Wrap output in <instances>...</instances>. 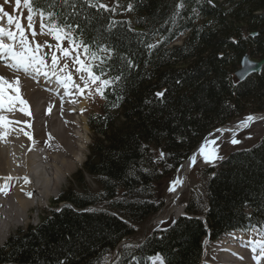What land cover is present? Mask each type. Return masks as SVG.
<instances>
[{"label":"trees","instance_id":"16d2710c","mask_svg":"<svg viewBox=\"0 0 264 264\" xmlns=\"http://www.w3.org/2000/svg\"><path fill=\"white\" fill-rule=\"evenodd\" d=\"M108 2L34 0L33 9L51 13L53 25L76 42L81 37L97 56L83 59L112 81L102 86L100 110L90 118L96 137L85 168L99 190L81 196L69 189L60 200L67 206L0 247V264L104 263L133 234L129 222H143L159 210L140 192L152 194L171 179L213 128L244 110L264 111V69L237 85L232 77L244 53L264 54V0H112L107 9L93 7ZM185 33L184 43H175ZM202 173L207 223L181 217L136 248H122L119 261L129 253L131 259L161 252L167 264H198L207 233L216 239L264 224V138ZM79 180L83 189V174ZM105 200L112 212L86 210ZM187 212L199 216L194 201Z\"/></svg>","mask_w":264,"mask_h":264},{"label":"bare ground","instance_id":"6f19581e","mask_svg":"<svg viewBox=\"0 0 264 264\" xmlns=\"http://www.w3.org/2000/svg\"><path fill=\"white\" fill-rule=\"evenodd\" d=\"M0 27L5 29L2 22ZM2 39L5 43H12L7 37ZM15 47L17 51H23L17 42ZM0 77L7 81H0L3 95L16 96L18 88L21 99L27 101V106L15 102L11 110L7 103L0 106V117L11 121L7 125L0 122L1 240L14 226L25 223L31 210L39 206L41 201L47 200L54 192H59L58 178H63L76 164L81 163L88 136L79 128L84 120L83 110L87 101H79V98H83L82 94H73L71 91L66 93L60 78L55 74L46 70V75L38 80L21 71L15 61L9 62L7 54H0ZM259 121L264 122V116L222 127L216 132L238 135ZM85 129L88 130L87 127ZM216 132L210 133L177 170L168 206L178 204L189 185L190 173L202 164L206 152L215 148L210 145V138ZM45 160L52 168L50 178L43 177L45 169L42 163ZM9 177L12 179H7ZM252 243L253 239L243 242L237 235L231 236L220 248L207 249L201 264H257V253ZM223 246L234 253L223 249Z\"/></svg>","mask_w":264,"mask_h":264},{"label":"rangeland","instance_id":"374dc122","mask_svg":"<svg viewBox=\"0 0 264 264\" xmlns=\"http://www.w3.org/2000/svg\"><path fill=\"white\" fill-rule=\"evenodd\" d=\"M218 1H222V0H218ZM3 4L5 3V0H2ZM14 4L11 3V5L9 6H5L7 9L8 8H13ZM27 12H23V19L25 21V29L27 32V37L29 38H34L35 41H39L40 43H42L43 48L45 50L48 49V45L51 43H57V40L55 39V37L53 35H49L48 32L50 29H44L41 27L40 23H41V17L36 15L35 18L33 19V24L35 27V31H36V35L33 36L31 30L28 29V21H27ZM34 21H36L34 23ZM4 24V23H3ZM5 25V24H4ZM182 41V37L178 39L177 44H180ZM19 43V42H17ZM60 42H58L59 44ZM47 54H50V60L52 62V55H51V50H47L46 51ZM56 54V53H53ZM57 56L60 57V54H57ZM63 57V56H61ZM258 58V57H255ZM66 60L61 59L60 58V66L63 67L64 63H68L65 62ZM51 67H53L54 69L57 68L55 66H53V64L51 65ZM75 68V67H74ZM71 75L73 77H75L74 79V83L76 85L79 84L80 86V90H84L85 96H86V100L88 101L87 104V110L89 111V113L87 114V118L88 115L92 112L93 109V102H91V107H89L90 102H89V97H91V95H94L95 91H91L88 93L89 89L84 87V80H82L80 77L83 76L84 79L87 77L86 73H82L80 76H78V72L74 71L73 73H71ZM79 82V83H77ZM78 94V93H77ZM95 97V95H94ZM80 100H85L84 98H79ZM84 118V117H83ZM86 118V119H87ZM86 121V120H85ZM84 120L82 121V123L80 124V129L87 133L88 136V142H87V148L84 149L83 153H82V161L80 164H76L74 166V168L68 172V174H66L63 178H58L60 180L59 184L60 186L57 188L59 189L58 193L56 194V192H54V194L52 196H50L47 200H43L40 202L39 206L34 207L31 210V213L29 214V217L27 218V221L25 223H21L20 225H16L14 226L9 233H7L5 235L4 239L0 240V246L4 245L7 240L11 237L16 235L17 232L19 231H23L31 226H36L38 225L41 220L43 219V217H45V215H47L49 213V211L51 209L57 206H66L67 203L65 202H56L53 203L54 200L60 198L61 196H63V194L65 195L66 192L69 189H73L75 191L76 194L81 195V196H88L90 194H94L97 190H99V187L97 186V184L95 183V179L93 174H89L88 171L85 168V163L87 162V160L89 159V156L91 157V147L93 146V144L95 143V137L96 134L94 133V131L90 130L89 131V127L84 124ZM88 128V130H86L85 128ZM264 136V122H257L254 123L249 129L242 131L239 135L237 136H233L231 134H224L222 135L220 132L215 133V135H213V137L210 138V145H214L215 148H213V150L211 149L210 151L206 152L205 155H207V160L203 159L202 164L199 165L198 167H196L195 169L192 170V172L190 173L189 177H188V184L186 190L184 191V193L182 194V196L180 197V200L178 202L177 205H174L173 203L168 206V199L170 197V192H172V187L174 184V179H175V175L171 178V184L167 185V182L165 180L159 182L154 190V192L151 194V192L147 193L146 195L144 193H141L139 195H141L140 197L143 199V201H147V198L151 199V200H155L158 202H162V208L159 211V213H157L155 216H153L149 221L145 222V223H135V222H129V226L131 227V229L134 231V240L140 241L143 240L145 238V236L150 233L152 230L156 229V228H164L166 226H168L169 224H171L173 221H175L177 218H179L180 216H184L186 215V211H185V207L187 202L189 201H194V203L197 205L198 208V215L201 219H203L205 221V217H204V212L207 209V205H208V201L206 199L207 196V178L206 176L204 177L202 172V169L204 168H208V167H212V166H219L220 163L231 153L237 150H242V149H247L250 148L254 145H256L260 139ZM238 141L237 143H233V141ZM89 144V146H88ZM89 148V149H88ZM215 150V151H214ZM211 151L212 154H211ZM210 152V153H209ZM209 154V155H208ZM204 155V156H205ZM45 156V155H43ZM212 158H214L212 160ZM206 160V161H205ZM206 162V163H205ZM42 167L43 169H45L44 171V176L46 178H50V173L52 172V168L51 165L48 161L45 160V162L42 163ZM83 174V178H84V187L83 189H81L80 186V175ZM56 189V191H57ZM151 194V195H150ZM135 198V200H141V198ZM123 198V196H122ZM134 200V201H135ZM178 206V207H177ZM96 208L98 209H105L108 208V205L103 204V205H98L96 206ZM171 209V210H170ZM119 217H121L122 219H124V216H121L118 214ZM11 233V234H10ZM262 237H264V234H262ZM126 242H123V245H125ZM134 242V241H132ZM211 242V241H210ZM215 242H211L209 244L208 241L205 240L204 242V249H210L212 248L210 245L214 244ZM203 251L204 253L206 252ZM203 253V254H204ZM130 255V253L128 254ZM108 259V258H107ZM102 260V259H100ZM107 262V260L104 261V263H100V264H105ZM152 264V263H151Z\"/></svg>","mask_w":264,"mask_h":264},{"label":"snow or ice","instance_id":"6c2138e0","mask_svg":"<svg viewBox=\"0 0 264 264\" xmlns=\"http://www.w3.org/2000/svg\"><path fill=\"white\" fill-rule=\"evenodd\" d=\"M10 0H5V3H9ZM25 6L28 7L29 10V15L27 16V21H28V29L31 30L32 35L35 36L37 33L35 31V27L33 24V15L31 14L33 12V4L34 0H15V5H16V10H19V6L21 3ZM100 7V8H105L107 9V5L104 4H98V5H93V7ZM37 12H39V15L43 17L44 13L42 10L37 9ZM0 19L3 17H7V22L9 25L15 24V29L16 31L12 30H6L3 27H0V54H7L11 57L13 61L16 62L18 66L23 67L25 70L29 66L40 64L44 65L47 67V64L43 57L39 55V51L43 45L37 43L35 45V48H33L26 36V29L24 25L20 22V20H15L13 16L6 12L4 10L3 5H0ZM49 16H51V13H49ZM47 25H44L43 23L41 24V27H46ZM66 28H70L71 26H65ZM17 34H19V44L21 45L23 51H17L15 44L17 42ZM49 35H53L57 41L60 43L57 44L55 47L57 50H59L62 53V56L66 58L67 60L72 61L75 65L78 67L76 68L77 72L80 73H87V79L85 80L83 76L80 78L84 80V87L87 88L89 87L90 84H97V91L103 95V89L100 86H108L112 83V81L108 79H102L104 75V71L101 68L99 74L94 70L95 68L99 67V65H95L93 63H88L83 59L82 57H90L92 61H95L97 59V56L95 53L91 52L90 48L88 45L84 44L83 40L80 41L78 44L75 40L74 37H72L67 31L64 29L60 28L59 26L54 25L48 32ZM2 37H7L8 40L12 41V43H5ZM64 40H68L71 43V48H64L61 47L62 43ZM48 47H52V45H48ZM149 47H154L153 45H149ZM101 51L108 52L109 49L104 48ZM52 64L55 67H60V57L53 54L52 57ZM103 63V61H101ZM69 67L68 63H64L63 67L61 68V71L67 70ZM255 70V69H252ZM39 71V69H37ZM53 74H55V71L53 70ZM115 79H119V77H116ZM0 81H4L3 77H0ZM7 83V81H4ZM60 82L65 85V87H68L70 84H74V79L71 73H67L66 79L64 77L60 78ZM16 83L18 84L19 81L17 80ZM77 88H79V85H75ZM82 91V90H81ZM17 95L16 96H5L2 94V89H0V106H3L7 103L9 106V110H11L12 106L14 105L15 102H19L21 104H24L27 106V101L21 99L19 96V89H16ZM158 97H162L164 95V92H158L156 93ZM50 111V110H49ZM28 115H31L30 112H28ZM255 119L252 116H249L247 118L248 121H252ZM0 122H3L5 125L11 123V121H7L4 117H0ZM238 141H233V143H237ZM201 151L203 152V148H201ZM163 153H161V158H163ZM207 155H205V159L207 160ZM193 160H195V157H193ZM7 179H12L11 177ZM25 181H27V178H25ZM5 191L7 190L6 188L4 189ZM259 246L261 247L262 252H264V241L259 242ZM59 264H63V261L59 262Z\"/></svg>","mask_w":264,"mask_h":264},{"label":"water","instance_id":"95a60500","mask_svg":"<svg viewBox=\"0 0 264 264\" xmlns=\"http://www.w3.org/2000/svg\"><path fill=\"white\" fill-rule=\"evenodd\" d=\"M257 32H252L251 35L255 36ZM264 68V56L260 61H252L245 57L242 61V68L236 72L238 78L243 81L248 77L251 73H261ZM255 69V70H252ZM94 264V263H92ZM96 264V263H95Z\"/></svg>","mask_w":264,"mask_h":264}]
</instances>
